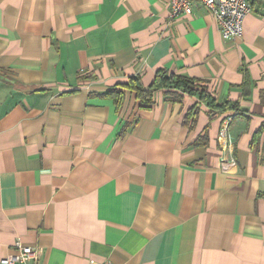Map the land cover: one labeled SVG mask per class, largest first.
I'll return each mask as SVG.
<instances>
[{
  "label": "crops",
  "instance_id": "0c3cea01",
  "mask_svg": "<svg viewBox=\"0 0 264 264\" xmlns=\"http://www.w3.org/2000/svg\"><path fill=\"white\" fill-rule=\"evenodd\" d=\"M251 4L225 40L201 6L173 21L169 0H0V264L18 240L37 264H264V0ZM161 69L242 111L163 92L150 109L126 92L118 111L106 95Z\"/></svg>",
  "mask_w": 264,
  "mask_h": 264
},
{
  "label": "trees",
  "instance_id": "16d2710c",
  "mask_svg": "<svg viewBox=\"0 0 264 264\" xmlns=\"http://www.w3.org/2000/svg\"><path fill=\"white\" fill-rule=\"evenodd\" d=\"M126 92L134 94L136 100L143 109H150L156 102V94L163 92L165 101L171 103H182L184 95L198 98L201 103L205 104L210 109V114L229 111H236V113H239L242 111L239 102L218 100L216 96L208 90L204 82L186 76L175 75L163 69L157 72L154 82L149 86H145L142 82V77L137 75L130 77L127 82L118 85L117 89L108 92L106 95L113 98L118 111L122 108ZM197 112V110L191 109L186 119L194 116L192 120V123H194ZM259 132H264V124L261 126Z\"/></svg>",
  "mask_w": 264,
  "mask_h": 264
},
{
  "label": "built area",
  "instance_id": "2783aa9c",
  "mask_svg": "<svg viewBox=\"0 0 264 264\" xmlns=\"http://www.w3.org/2000/svg\"><path fill=\"white\" fill-rule=\"evenodd\" d=\"M200 6L215 18L225 40L241 38L245 18L253 12L251 0H169L170 18L174 21L181 16H192L195 8ZM230 123L229 118L221 131L224 137L228 136ZM14 250L16 255L5 260L6 262L37 264L42 254L41 248L25 246L20 240L14 244Z\"/></svg>",
  "mask_w": 264,
  "mask_h": 264
}]
</instances>
